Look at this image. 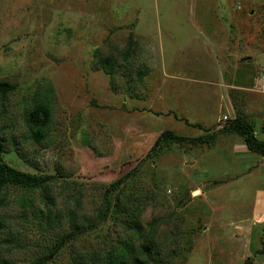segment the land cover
Here are the masks:
<instances>
[{
  "label": "rangeland",
  "instance_id": "obj_1",
  "mask_svg": "<svg viewBox=\"0 0 264 264\" xmlns=\"http://www.w3.org/2000/svg\"><path fill=\"white\" fill-rule=\"evenodd\" d=\"M260 60L264 0H0L3 162L52 177L4 189L0 264H264L225 132L264 112Z\"/></svg>",
  "mask_w": 264,
  "mask_h": 264
},
{
  "label": "trees",
  "instance_id": "obj_2",
  "mask_svg": "<svg viewBox=\"0 0 264 264\" xmlns=\"http://www.w3.org/2000/svg\"><path fill=\"white\" fill-rule=\"evenodd\" d=\"M15 87L9 82L0 81V97H5L12 93ZM30 121L36 127L35 137L37 140H43L45 137L44 130L50 125L51 111L46 103L38 104L30 113ZM227 133H236L241 136L246 144L247 148L254 153L264 156V140H260L255 136L253 124L245 121L241 117H236L229 121ZM189 139L181 136H177L171 131H164L155 141L152 150H155L161 143H184ZM192 142L196 144L206 143L205 138L198 137L192 139ZM4 143L0 137V206L3 203L2 194L6 187L16 186L27 189H34L45 185L52 180L51 176L42 177L37 174H31L16 170L3 162ZM120 181H116L110 186V189L115 190ZM4 227L2 220L0 219V230ZM56 250V249H55ZM264 254V248L262 249ZM113 264H128L127 262H114ZM133 264H145L141 259H135Z\"/></svg>",
  "mask_w": 264,
  "mask_h": 264
},
{
  "label": "crops",
  "instance_id": "obj_3",
  "mask_svg": "<svg viewBox=\"0 0 264 264\" xmlns=\"http://www.w3.org/2000/svg\"><path fill=\"white\" fill-rule=\"evenodd\" d=\"M261 72L253 78L254 84H256L254 92H257L259 96L263 98V104L261 107H264V61L260 60ZM264 110V109H263ZM255 119L254 133L257 138L264 140V112L257 114ZM229 152L228 162L230 165L234 166V180L232 182L233 186L237 187H246L250 184L255 187V195L251 201V218L250 223L253 226H259L264 224V156L251 152L246 144L244 143L243 138L239 137L236 134H227ZM228 152V153H229ZM237 171V172H236ZM238 200V199H236ZM240 206L243 209L244 205L239 200L235 209Z\"/></svg>",
  "mask_w": 264,
  "mask_h": 264
},
{
  "label": "built area",
  "instance_id": "obj_4",
  "mask_svg": "<svg viewBox=\"0 0 264 264\" xmlns=\"http://www.w3.org/2000/svg\"><path fill=\"white\" fill-rule=\"evenodd\" d=\"M224 120H228V117H227V116H225V117H224Z\"/></svg>",
  "mask_w": 264,
  "mask_h": 264
},
{
  "label": "bare ground",
  "instance_id": "obj_5",
  "mask_svg": "<svg viewBox=\"0 0 264 264\" xmlns=\"http://www.w3.org/2000/svg\"><path fill=\"white\" fill-rule=\"evenodd\" d=\"M196 194H199V191Z\"/></svg>",
  "mask_w": 264,
  "mask_h": 264
}]
</instances>
